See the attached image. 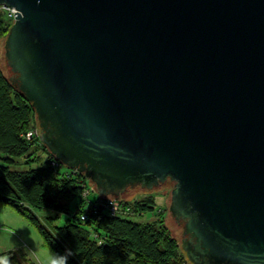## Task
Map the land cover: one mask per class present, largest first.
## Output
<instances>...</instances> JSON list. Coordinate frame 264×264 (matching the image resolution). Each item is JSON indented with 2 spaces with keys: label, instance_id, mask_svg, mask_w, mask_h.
<instances>
[{
  "label": "water",
  "instance_id": "obj_1",
  "mask_svg": "<svg viewBox=\"0 0 264 264\" xmlns=\"http://www.w3.org/2000/svg\"><path fill=\"white\" fill-rule=\"evenodd\" d=\"M40 143L114 200L172 183L191 264H264V0H0Z\"/></svg>",
  "mask_w": 264,
  "mask_h": 264
},
{
  "label": "trees",
  "instance_id": "obj_2",
  "mask_svg": "<svg viewBox=\"0 0 264 264\" xmlns=\"http://www.w3.org/2000/svg\"><path fill=\"white\" fill-rule=\"evenodd\" d=\"M11 23L0 16L1 42ZM34 128L38 124L33 108L9 82L8 70L0 69V203L26 218L47 248L53 253L71 252L67 264H191L163 224L161 213L141 222L110 217L103 208L86 209L79 185L86 180L83 174L64 165L61 171L62 164L40 143L39 136L25 140L23 135ZM32 146L45 153L42 163ZM53 161L58 162L57 168L51 166ZM124 202L136 215L152 211L155 205L150 194ZM70 211L71 216L58 225L60 215ZM81 214L86 215L85 221L80 220ZM9 254L0 264H26L22 257Z\"/></svg>",
  "mask_w": 264,
  "mask_h": 264
},
{
  "label": "rangeland",
  "instance_id": "obj_3",
  "mask_svg": "<svg viewBox=\"0 0 264 264\" xmlns=\"http://www.w3.org/2000/svg\"><path fill=\"white\" fill-rule=\"evenodd\" d=\"M2 46L3 41H0V69L4 71ZM33 150L38 152L37 155L40 157L39 161L42 163L46 158V155L41 150V147L37 148L32 146L31 151ZM39 161L34 163L33 166L35 167L40 164ZM65 169L66 168L63 165L60 167L61 171H64ZM161 185L163 186L158 189H152L150 192L135 191L123 195L120 200H139L149 194L153 196L155 200L154 209L152 211L143 213L139 217L124 216V218L145 222L156 218L157 212L161 210L163 224L170 230L172 236L179 243L178 233L169 224V218L167 215V199L173 185L172 183H164ZM94 193L95 194L91 193L89 196L91 200L98 196L95 191ZM71 214L72 211L67 215H60L57 224L60 225L61 222L70 217ZM41 216H44V214H41ZM11 252L12 254H9L10 257L13 255L15 257H22L26 264H48L50 256L54 255V253L44 245L37 229L33 227L26 218L17 213L13 208L0 203V262L4 260L6 254Z\"/></svg>",
  "mask_w": 264,
  "mask_h": 264
},
{
  "label": "built area",
  "instance_id": "obj_4",
  "mask_svg": "<svg viewBox=\"0 0 264 264\" xmlns=\"http://www.w3.org/2000/svg\"><path fill=\"white\" fill-rule=\"evenodd\" d=\"M14 13H16V12L13 8L0 5V16H4L5 19L12 22L13 18H14ZM36 136H38V131L36 128L27 131L23 135L24 139L27 141H31V140L35 139ZM51 166L54 168H57L58 162L57 161L51 162ZM72 171L76 172L75 170H72ZM76 173H78V172H76ZM79 185L81 187L80 195H81L82 199L84 200V206L92 208L94 212L100 208H103V210L110 217H120V216L121 217H124V216L138 217V216L142 215V214L141 215L134 214L131 207L128 204H125L124 200H120V199L114 200V199H112V197L109 198V197H103V196H99V195H98V197H100V199L96 197L93 200H91L89 198V196L91 195V193H93V194H95V193H94V190L92 189V186L90 185L88 179H86L84 181H79ZM158 213H161V210H159L157 212V214ZM80 220L85 221L86 215L81 214Z\"/></svg>",
  "mask_w": 264,
  "mask_h": 264
},
{
  "label": "clouds",
  "instance_id": "obj_5",
  "mask_svg": "<svg viewBox=\"0 0 264 264\" xmlns=\"http://www.w3.org/2000/svg\"><path fill=\"white\" fill-rule=\"evenodd\" d=\"M69 255H71V252L67 254L54 253V255L50 256L48 264H67Z\"/></svg>",
  "mask_w": 264,
  "mask_h": 264
},
{
  "label": "flooded vegetation",
  "instance_id": "obj_6",
  "mask_svg": "<svg viewBox=\"0 0 264 264\" xmlns=\"http://www.w3.org/2000/svg\"><path fill=\"white\" fill-rule=\"evenodd\" d=\"M164 183L166 184V183H170V182H169V181H166V182H164ZM164 183H163V184H164Z\"/></svg>",
  "mask_w": 264,
  "mask_h": 264
}]
</instances>
